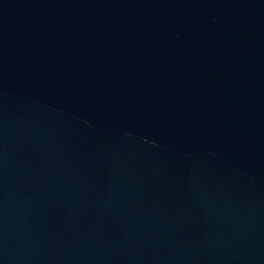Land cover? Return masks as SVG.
Returning <instances> with one entry per match:
<instances>
[{
    "label": "water",
    "instance_id": "water-1",
    "mask_svg": "<svg viewBox=\"0 0 264 264\" xmlns=\"http://www.w3.org/2000/svg\"><path fill=\"white\" fill-rule=\"evenodd\" d=\"M0 264H264V0H0Z\"/></svg>",
    "mask_w": 264,
    "mask_h": 264
}]
</instances>
